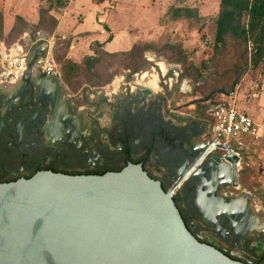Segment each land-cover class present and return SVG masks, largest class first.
<instances>
[{"label":"water","instance_id":"water-1","mask_svg":"<svg viewBox=\"0 0 264 264\" xmlns=\"http://www.w3.org/2000/svg\"><path fill=\"white\" fill-rule=\"evenodd\" d=\"M37 54L29 53L20 81L29 98L37 103L42 85L50 81H57L66 94L56 77L33 76ZM47 116L54 118L51 109L46 108L42 118ZM212 145L201 148L167 190L141 164L132 162L101 175L39 170L29 178L0 182V264H246L199 241L187 229L173 199L181 183L198 176L195 205L202 221L211 224L216 215L233 213L230 204L215 196L223 173L211 171L210 186L201 171ZM228 152L231 180L237 186L238 158Z\"/></svg>","mask_w":264,"mask_h":264},{"label":"flooded vegetation","instance_id":"flooded-vegetation-1","mask_svg":"<svg viewBox=\"0 0 264 264\" xmlns=\"http://www.w3.org/2000/svg\"><path fill=\"white\" fill-rule=\"evenodd\" d=\"M179 75L177 68L166 69V85ZM62 94L58 86L44 87L37 95V103L28 98L27 103L32 101L30 106L23 104L20 111L10 107L7 110L11 114L0 117V182L26 178L36 165L74 175H99L120 171L132 162L141 164L148 175L159 180L167 190L176 182L177 172L186 168L200 149L211 143L209 127L201 122L202 118L195 115L173 123L170 110L165 111L167 101L159 102L156 96L127 98L113 107L110 117H106L103 110L98 119L101 126H98L97 120L90 114L85 117L82 109L74 116V107L71 108L66 95L60 104ZM130 102L133 107L127 114L123 107ZM46 108L53 111L54 118H42ZM47 126H50L49 135ZM210 152L201 171L210 186L213 183L210 172L223 173V177L218 178L215 196L230 204L233 213L228 217L216 215L211 224L202 221V213L195 205L197 187L201 183L198 176L181 183L173 198L183 216L191 220L192 230L201 242L213 245L234 260L264 264V220L252 213L254 209L247 202V193H235L239 177L238 185L234 186L231 158L225 146L219 145ZM200 200L204 201L202 197Z\"/></svg>","mask_w":264,"mask_h":264},{"label":"rangeland","instance_id":"rangeland-1","mask_svg":"<svg viewBox=\"0 0 264 264\" xmlns=\"http://www.w3.org/2000/svg\"><path fill=\"white\" fill-rule=\"evenodd\" d=\"M79 1L85 4L82 13L84 19L82 16L76 17L79 25L83 23L82 27L88 29L93 24L89 6H86L88 1ZM101 3V11L104 12L102 22H94L96 29L102 27L100 34L96 33L98 38L107 40L112 37L104 23L117 30L129 19L132 23L128 27L130 33H115V39L107 46V51L126 50L130 38L136 39V44L141 46L149 44L150 48L142 54L144 61L139 57L141 70L132 74L130 71L137 62L129 63L121 56L105 58L99 77L81 69L74 73L76 76L71 79L72 86L65 88L69 100L73 99V113L81 108L85 117L88 118L90 114L98 122L103 110L106 117H110L113 107L136 95L145 98L156 96L159 102L167 101L165 111L172 110L173 114L188 118L204 115L205 107L212 103L235 104L254 120L258 136L248 139L238 151L239 185L234 191L247 193V202L254 209L252 213L259 220H264V65L255 70L249 69L235 82L228 73L233 61L232 54L218 59L215 57L213 41L219 0H118L117 5L112 0H102ZM49 4L50 0H0L3 33L8 25L10 32L16 16L27 23L26 26L18 25L22 32L18 30L10 35L12 37L8 32L4 37L6 44L18 40L29 28L35 31L39 9L47 8ZM178 8L180 12L176 17L174 12ZM186 8L191 9L190 15L184 13ZM62 11L53 8L51 13L57 17ZM35 17L37 20H32ZM51 36L53 58H60L66 42L70 46L71 40L62 39L57 34H49L48 37ZM93 44L91 42L90 47ZM55 62L60 70V64ZM173 68H177L180 75L173 77L166 85V69L170 71ZM109 77L112 80L104 84ZM213 88L223 91L212 94ZM207 96L209 99L204 100ZM129 105L133 107L131 102Z\"/></svg>","mask_w":264,"mask_h":264},{"label":"trees","instance_id":"trees-1","mask_svg":"<svg viewBox=\"0 0 264 264\" xmlns=\"http://www.w3.org/2000/svg\"><path fill=\"white\" fill-rule=\"evenodd\" d=\"M68 4L69 0H50V4L47 8L39 9L38 22L35 25V30H43L52 34L56 28L58 20L56 16L51 13V10L53 8L60 10L64 9ZM179 12L180 9L178 8L175 10L174 15H176V17L179 16ZM184 13L186 15H190L191 9H184ZM21 24L22 26L27 25L26 21L22 17L16 16L15 22L9 32V36L17 32L20 29L18 28V25ZM19 31L22 32V29ZM3 38L2 13L0 12V40ZM110 38L106 41H109ZM213 44L214 54L217 59L226 54H232L233 61H231L228 73L235 82L238 81L249 69L255 70L259 66L264 65V0H219L218 12L215 19ZM102 46V43L95 42L91 47L93 54L85 56L82 62L77 63L66 57L69 47V43L66 42L64 53L60 58L54 57V60L60 64L61 77L68 87L72 86L71 79L76 76L74 73L78 72L80 69L86 71L88 74L99 77V70L103 67L101 66V63L108 57L114 58L121 56L129 63L132 62L133 64L137 62V64L132 67L130 71V74L135 73L141 70L140 59L142 54L150 48L149 44L142 46L133 44L128 51L109 53L106 52ZM141 61L144 60L141 59ZM130 74L127 78H129ZM111 80L112 77H109L104 81V84H108ZM216 90L217 92L223 91V89L213 88L211 93L214 94ZM131 109L130 105L123 107L124 112L127 114L131 113ZM206 109L207 106L205 107L204 115L199 114V117H206ZM39 170H51L53 172H58V170L53 167H41L36 165L35 169H33L31 173L26 176V178L31 177ZM98 174L101 175L103 172ZM13 180L16 179H11L9 181ZM174 202L180 211L187 229L197 238L196 233L192 230L191 220L186 219L183 216L175 199ZM198 240L201 241L200 239ZM260 259L261 257L259 260Z\"/></svg>","mask_w":264,"mask_h":264},{"label":"crops","instance_id":"crops-1","mask_svg":"<svg viewBox=\"0 0 264 264\" xmlns=\"http://www.w3.org/2000/svg\"><path fill=\"white\" fill-rule=\"evenodd\" d=\"M88 3L86 6H89L90 10V15L92 17V27H89L88 29L82 27V24H80L79 20L77 19L76 16L78 17H83L84 19V15L82 14L85 8V4L80 2L79 0H73V2H69V4L62 9V13H59L57 15V25L56 28L54 30V32L51 34H57L59 35L62 39H70V46L68 49V53L66 55V57L68 59H70L73 62H80L85 56L91 55L93 54V51L91 50L90 44L95 43V42H99L102 43L103 46L102 48L109 53H114V52H122V50H116V51H107L106 48L107 46L115 39V33L116 32H120L119 34L121 35H126V33H130V31H128V27L130 26V19L128 20L129 22L124 24L123 26L119 27V29H115L112 28L110 24L108 23H104V27L106 28V31L108 33H112V37L109 39V41H106L104 38H98L96 36V33H98L100 30H102L101 26H99L98 29H96L94 22L97 20L98 22H102V18L101 15L102 13H104L103 11H101V1L102 0H87ZM115 2V5H117L118 0H112V2ZM114 5V7H115ZM76 19V20H75ZM82 19V20H83ZM32 20L36 21L37 18H33ZM77 21V22H76ZM82 22V21H81ZM106 22V21H105ZM37 24V23H36ZM35 24V25H36ZM132 24V23H131ZM110 25V26H109ZM9 32V25L7 27H5L4 33H3V37L6 36V34ZM90 34V35H89ZM100 34V32H99ZM49 34L46 33L43 30H35L33 31L31 28L27 29V31L23 32L22 35H20L19 39L16 41L11 42L10 44H6L5 39H1L0 40V54L1 55H13V54H19L22 52H25L29 55V53L31 52V50H35L38 51L39 54H37V56L34 57V66H33V76H42L43 80H47V78L49 76H46L45 74H43L40 70V68H38L39 64V60L41 58V55L43 53V56L46 52H48L50 50V47L52 45V42L48 37ZM130 38V37H129ZM130 41H128V47L126 50L123 51H128L133 44H136L137 41L136 39L130 38ZM51 51V50H50ZM91 52V53H90ZM52 54V53H51ZM53 56V55H52ZM55 61V60H54ZM56 63V62H55ZM162 70V68H161ZM56 75L59 76V78H57V80L59 81L58 84H63V89L67 88V85L65 84V82L63 81L62 77H61V71L59 70V68L57 67L56 64ZM55 77V76H53ZM145 77V76H144ZM41 79V80H42ZM173 79V78H171ZM55 83V82H54ZM50 81V83L44 82V84L42 85V89L45 88H54L57 86V81L54 84ZM21 82H16V83H7V84H3L0 83V103L2 102V107L0 106V117L1 116H8L11 113H7V114H3V110L8 109V108H12V109H17L20 111V109L22 108L23 104L25 105H31L32 101H28L27 100L29 98V92L28 90L23 87L21 85ZM47 91V90H46ZM38 91L35 89L34 93H37ZM66 93V92H65ZM10 95H14V96H10ZM69 95L67 94H62L59 98V102L60 104H62L64 100V97ZM4 97V100L1 101V98ZM71 101V102H70ZM70 106L73 105V99L71 98L70 100ZM74 107V106H72ZM81 109V108H79ZM78 109V111H79ZM78 111H76V113H74L73 115L76 116ZM180 115H182V113L179 112ZM170 119L173 123H178V121H185L188 120L189 118L184 115V116H179L178 114H173L172 110H170ZM191 117H194L193 115ZM86 129V127H85Z\"/></svg>","mask_w":264,"mask_h":264},{"label":"built area","instance_id":"built-area-1","mask_svg":"<svg viewBox=\"0 0 264 264\" xmlns=\"http://www.w3.org/2000/svg\"><path fill=\"white\" fill-rule=\"evenodd\" d=\"M28 61L29 55L25 52L13 55L0 54V83L20 82ZM36 66L46 76L59 78L56 75V63L50 50L44 54L43 59ZM206 114L207 116L202 118L201 122L209 127L208 133L213 142L212 149L223 145L238 157V151L247 140L258 136L254 120L235 104L224 102L213 104L206 110ZM238 165L239 162H237Z\"/></svg>","mask_w":264,"mask_h":264},{"label":"bare ground","instance_id":"bare-ground-1","mask_svg":"<svg viewBox=\"0 0 264 264\" xmlns=\"http://www.w3.org/2000/svg\"><path fill=\"white\" fill-rule=\"evenodd\" d=\"M10 84H12V82Z\"/></svg>","mask_w":264,"mask_h":264}]
</instances>
